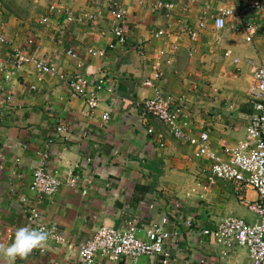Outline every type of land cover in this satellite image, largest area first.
I'll use <instances>...</instances> for the list:
<instances>
[{
    "label": "crops",
    "instance_id": "crops-1",
    "mask_svg": "<svg viewBox=\"0 0 264 264\" xmlns=\"http://www.w3.org/2000/svg\"><path fill=\"white\" fill-rule=\"evenodd\" d=\"M35 4L29 18L0 8V55L22 49L68 78H86L91 91L104 82L112 94L98 92L99 106L90 112L55 74L39 81L31 65L9 80L0 73V244L10 245L17 229L32 227L25 213L30 207L45 224H57L66 238L62 245L49 238L45 247L15 264H78L81 244L101 227L122 230L135 221L146 241L145 229L164 217L168 231L181 233L167 243L170 264H252L247 249L236 245L224 256L225 247L201 231L216 228L225 217L255 223L259 217L242 201L257 202L256 190L238 191L225 181L205 189L211 160L197 159L195 147L154 118L143 122L135 104L154 97L147 83L160 67L164 96L190 116L185 131L208 133L210 149L218 155L236 147L246 138L253 114L249 62L264 67V0H121L124 45L113 34L117 23L107 0ZM228 10L241 13L240 18H227L225 28L217 30L215 19ZM68 12L87 13L93 20L70 22ZM248 27L256 30L251 39ZM185 29L198 30V36L190 38ZM5 68L13 71L10 63ZM60 125L68 127L66 141L57 132ZM148 128L165 138L158 140ZM44 156L50 172L64 181L75 176L76 185L62 186L54 197L32 192L33 172ZM0 264L10 262L0 256ZM97 264L110 263L99 259ZM118 264L162 263L141 258Z\"/></svg>",
    "mask_w": 264,
    "mask_h": 264
},
{
    "label": "built area",
    "instance_id": "built-area-1",
    "mask_svg": "<svg viewBox=\"0 0 264 264\" xmlns=\"http://www.w3.org/2000/svg\"><path fill=\"white\" fill-rule=\"evenodd\" d=\"M97 2L100 0H90ZM111 13L114 16L117 26L113 34L122 45L126 43V30L121 23L125 15L121 6V0H107ZM168 9H173V4H159ZM253 8L261 10L260 5H254ZM68 14V21L82 22L91 21L93 17L89 14L82 13L74 17ZM241 13H235L231 10L223 12L215 19L217 30H223L226 26V19L237 21ZM47 20H45L46 22ZM201 28L203 25L201 24ZM184 32L195 39L198 36V30L185 29ZM247 33L251 39L255 35L254 27H248ZM159 32L158 35H163ZM114 46L112 45L111 48ZM89 53L93 56H104V53ZM229 56V53L226 54ZM10 63L13 71H6V64ZM26 65H31L37 71L38 80L42 81L45 75L55 74L58 78L67 82L71 91L79 97H82L86 103L87 109L92 112L99 106L98 92L107 90L112 94L111 89H106L104 82H99L94 90H89L90 82L84 77L74 76L66 77L60 73L54 66L43 60L31 55L22 49H16L8 56L0 55V73H3L5 79L9 80L18 71ZM251 67L252 84L249 89V98L253 109V114L249 126L247 127L246 138L239 142L234 148L224 149L222 155H218L210 149V137L208 133L201 132L197 136H190L185 130L190 127V116L180 107L175 106L169 96H164L158 82L161 79V68H155L152 82L147 84L154 88L155 95L152 99L138 101L135 108L139 112V118L146 122L148 118H154L160 122L167 132L176 139L187 141L191 146L196 148L195 157L201 159L207 157L211 160L210 172L207 177L208 189L216 181H225L235 185L238 191L243 188L251 187L258 194V201L255 203L244 202V205L257 214L258 220L248 225L245 221L236 217H225L214 229H205L201 235L214 241L217 245L225 247L224 256L233 246H240L248 251L252 264H264V67L256 65L253 61L249 62ZM111 110L104 114L103 120H110ZM57 132L63 139L68 140V127L60 125ZM148 134L156 135L158 140L165 138V133L148 128ZM77 177L71 176L66 181L48 169V159L44 156L39 166L33 172V178L30 190L36 194H43L54 197L59 189L67 185L74 187ZM209 186V187H208ZM85 193V191H84ZM23 202H27L23 199ZM28 223L33 228H43L49 231L50 239L62 245L66 242L64 233L58 228L57 224L48 225L35 208L25 209ZM167 217L162 218L159 223L152 224L145 229L147 240L139 238V229L135 221L128 224L126 229L116 230L108 226H103L79 248L78 264H97L104 260L110 264H118L124 260L136 263L141 258H159L162 264H170L171 252L167 248V243L180 236V230L168 231L165 227L169 225ZM192 227V223L188 222Z\"/></svg>",
    "mask_w": 264,
    "mask_h": 264
},
{
    "label": "clouds",
    "instance_id": "clouds-1",
    "mask_svg": "<svg viewBox=\"0 0 264 264\" xmlns=\"http://www.w3.org/2000/svg\"><path fill=\"white\" fill-rule=\"evenodd\" d=\"M49 238V231L43 228L21 227L15 231L14 240L10 245L0 244V256L10 264H15L17 258L27 259L34 250L45 247Z\"/></svg>",
    "mask_w": 264,
    "mask_h": 264
},
{
    "label": "rangeland",
    "instance_id": "rangeland-1",
    "mask_svg": "<svg viewBox=\"0 0 264 264\" xmlns=\"http://www.w3.org/2000/svg\"><path fill=\"white\" fill-rule=\"evenodd\" d=\"M37 0H0V8H4L13 15L29 18Z\"/></svg>",
    "mask_w": 264,
    "mask_h": 264
}]
</instances>
